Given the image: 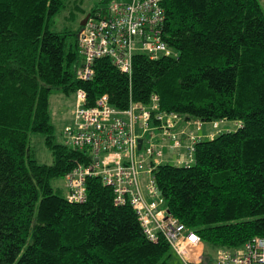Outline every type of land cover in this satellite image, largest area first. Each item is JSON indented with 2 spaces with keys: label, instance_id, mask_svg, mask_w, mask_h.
<instances>
[{
  "label": "trees",
  "instance_id": "trees-1",
  "mask_svg": "<svg viewBox=\"0 0 264 264\" xmlns=\"http://www.w3.org/2000/svg\"><path fill=\"white\" fill-rule=\"evenodd\" d=\"M66 0H0V264H169L176 255L147 239L113 189L87 178V200L70 203L55 182L86 164L65 146L50 114L51 96H107L126 111L160 98V111L202 124L233 122L195 146L193 164L158 166L166 207L200 237L201 264L218 252L264 238V12L258 0H163V39L174 57L133 59L132 75L98 59L77 78L79 34L55 31ZM95 10L91 11L93 15ZM82 30L80 27L79 33ZM45 138L51 165L35 160L31 136ZM62 136V135H61Z\"/></svg>",
  "mask_w": 264,
  "mask_h": 264
},
{
  "label": "built area",
  "instance_id": "built-area-1",
  "mask_svg": "<svg viewBox=\"0 0 264 264\" xmlns=\"http://www.w3.org/2000/svg\"><path fill=\"white\" fill-rule=\"evenodd\" d=\"M95 1L99 7L79 33V80L93 79L98 59L111 60L122 73L131 76L138 53L152 60L175 56L163 39V0ZM218 123H213L214 130ZM202 125L197 119L185 121L179 114L161 112L157 95L146 105L132 103L128 110L118 111L111 107L107 96L88 107L86 93L78 91L74 121L64 128L62 142L84 152L87 165L77 162L63 180L66 200L84 203L87 178H101L113 189L116 205L133 209L149 241L157 243L163 238L185 264H201L200 237L166 207L153 173L163 164L190 167L195 146L202 141L191 128L200 132ZM168 149L177 152V159L166 158ZM214 264H264V238L254 239L242 249L218 252Z\"/></svg>",
  "mask_w": 264,
  "mask_h": 264
},
{
  "label": "rangeland",
  "instance_id": "rangeland-1",
  "mask_svg": "<svg viewBox=\"0 0 264 264\" xmlns=\"http://www.w3.org/2000/svg\"><path fill=\"white\" fill-rule=\"evenodd\" d=\"M263 12H264V0H258ZM99 7V4L95 0H66L65 8L55 19L54 30L60 33H68L71 36L69 40L71 43H75L82 21L90 15L92 10ZM75 111V97L66 96L61 92H54L51 96L50 114L52 123L56 128V134L59 138H62V132L64 128L71 125L74 121ZM222 122L217 124L219 131ZM212 129L213 124H207ZM235 131V129L233 130ZM216 133V132H215ZM202 137V136H201ZM215 137V136H214ZM31 146L34 152L35 160L40 164L51 165L54 161L52 153L47 149L45 145V138L41 135L34 134L31 136ZM177 152L167 151V157L172 156L174 160ZM147 183V182H146ZM56 189L65 193L64 181L58 180L55 182ZM204 250L208 251V248L204 245ZM203 250V252H204ZM202 254V247L200 250ZM188 261V260H187ZM169 264H185L183 260L176 254L173 255Z\"/></svg>",
  "mask_w": 264,
  "mask_h": 264
},
{
  "label": "crops",
  "instance_id": "crops-1",
  "mask_svg": "<svg viewBox=\"0 0 264 264\" xmlns=\"http://www.w3.org/2000/svg\"><path fill=\"white\" fill-rule=\"evenodd\" d=\"M191 129L194 130L195 133H198L199 135H201L202 140H210V139H213L214 136L218 135L221 132L222 133L223 132H230V131H233L234 129L237 130V125H236V123H233V122H226V123H223L222 126H220L219 131H217V130L212 129L206 123H204L202 125V130L200 132H197L193 127ZM167 151H171V150L168 149ZM167 151H166V158L171 160L172 156L167 157ZM175 159H177V155H176ZM202 250H204V247Z\"/></svg>",
  "mask_w": 264,
  "mask_h": 264
},
{
  "label": "water",
  "instance_id": "water-1",
  "mask_svg": "<svg viewBox=\"0 0 264 264\" xmlns=\"http://www.w3.org/2000/svg\"><path fill=\"white\" fill-rule=\"evenodd\" d=\"M90 18V15H88L83 21H82V23H81V27H84L85 25H86V23H87V21H88V19ZM142 140H140L139 141V150L141 149V147H142Z\"/></svg>",
  "mask_w": 264,
  "mask_h": 264
}]
</instances>
